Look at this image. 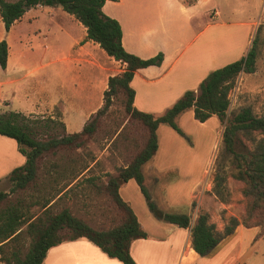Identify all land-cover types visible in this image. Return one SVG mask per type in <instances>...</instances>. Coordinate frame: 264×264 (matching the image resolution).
Returning <instances> with one entry per match:
<instances>
[{"label": "crops", "instance_id": "0c3cea01", "mask_svg": "<svg viewBox=\"0 0 264 264\" xmlns=\"http://www.w3.org/2000/svg\"><path fill=\"white\" fill-rule=\"evenodd\" d=\"M211 2L212 0H106L104 2L103 11L118 20L122 27V42L127 51L144 59L153 57L159 52L164 54L160 65L139 68L134 74L131 86L135 91L134 106L137 109L156 116L163 114L187 90L197 89L212 70L235 61L248 52L252 43L255 18L215 24L213 19L219 18L220 7L204 10ZM27 14L26 12L24 15ZM52 15L57 17V14ZM61 15H64L80 33L72 34L66 24L67 27L57 24L56 32L64 33L65 45L48 53L45 51L44 56L48 58L45 62L27 61L24 45L18 52H12L8 41L7 67L5 69L0 67V108L4 111L15 110L29 115L50 113L60 104L66 131L73 133L81 131L90 116L100 108L109 80V75L104 77V74L106 71L115 70L117 65L110 64L115 59L98 43L86 39V28L74 16L68 13ZM37 17L32 16L30 19ZM12 32L13 27L8 36ZM244 32L245 42L243 41L238 52L236 51L239 46L238 41L244 37ZM223 36L227 40L219 45L217 40ZM25 39L20 37V42H24ZM99 60H103L106 66L99 64ZM115 62L119 61L115 60ZM34 64L37 66L30 69ZM57 64L59 67L56 66ZM120 64L121 72L125 69V65L121 62ZM50 67H52L51 71ZM59 77L62 78L60 85L58 84L61 89L60 94L53 98V78ZM17 103L22 106L15 108ZM190 110L178 117V124ZM214 116L216 115L212 117ZM174 131L169 125L160 124L157 129L158 150L143 165L146 186L161 210V200L169 201L175 187L172 183L158 186L162 177L169 172H185L186 169L180 170V166L197 165L195 159H177L176 149L188 151V147L183 143L176 147V144L168 141L174 139ZM25 162L26 157L19 151L17 142L13 138L0 135V184L8 181L10 172ZM95 163L96 161L89 163L78 174L76 181L82 178L94 179L95 175L90 174L89 171ZM207 172L208 169H204L200 178L192 180L189 200L192 207L210 212L207 194L204 191L209 190V184H202ZM119 193L131 206L142 228L148 234L146 238H138L131 243L130 252L137 264H233L237 257H230L231 255L224 252L227 246L225 243L238 241L239 234L258 228L238 225L235 232L225 238L226 242L223 239L210 255L208 254L213 257H204L192 248L188 229L160 220L149 210L134 179L124 183L119 188ZM62 194L63 192L50 204ZM218 229L221 230L222 227L219 226ZM41 264L123 263L117 258L108 256L93 242L82 237L51 247Z\"/></svg>", "mask_w": 264, "mask_h": 264}, {"label": "trees", "instance_id": "16d2710c", "mask_svg": "<svg viewBox=\"0 0 264 264\" xmlns=\"http://www.w3.org/2000/svg\"><path fill=\"white\" fill-rule=\"evenodd\" d=\"M106 0H0V16L6 32L31 8L38 6L61 7L74 16L85 28L86 39L92 40L115 60L125 65L120 73L110 76L108 89L104 92V102L94 112L79 132L63 136H52L40 131V127L51 128L56 118L49 116L44 122L33 118L34 114H24L15 110L0 108V135L13 138L26 162L14 168L8 175L11 183L9 191L0 190V264H41L48 250L65 241L87 238L108 256L119 259L123 264H137L130 246L133 240L146 238L137 215L119 193V188L134 179L146 200L149 210L160 220L175 224L190 231L192 248L201 256L210 254L226 237L232 235L237 226L258 227L257 237L264 234V116H258L250 106H244L228 116L231 105V92L238 76L253 73L258 58L257 37L252 40L248 52L241 58L212 70L197 89L187 90L161 115L141 111L134 106L135 91L131 81L137 69L160 65L164 54L159 52L149 58H141L127 51L123 45V31L118 20L103 11ZM9 44L0 40V67H7ZM119 90L126 94V110L130 116L148 128V138L144 147L125 166L119 168L117 175H110L106 191L123 212V220L109 228H96L74 214L71 208L64 207L53 211L55 198L68 191L76 180L62 188L54 198L26 203L23 199L15 202L10 194L27 188L38 177V162L42 155L61 145L81 144L79 138L94 132L97 120L106 115L112 96ZM189 109L200 122L216 115L223 123L222 145L226 164H222L213 178L212 194L221 202L230 196L227 181L229 177L243 182L242 194L246 199V209L242 218L231 216L223 230L217 229L210 221L207 212L192 219L186 212H166L161 210L146 186L143 165L158 150L157 129L167 124L177 133L185 136L178 124V117ZM62 125L65 127V123ZM66 128V127H65ZM86 168V167H85ZM95 179L88 178V182ZM70 186L69 188H67ZM67 188V190H66ZM62 194V195H63ZM61 195V196H62ZM61 196L59 198H61ZM58 198V199H59ZM40 205L36 213L33 206Z\"/></svg>", "mask_w": 264, "mask_h": 264}, {"label": "rangeland", "instance_id": "374dc122", "mask_svg": "<svg viewBox=\"0 0 264 264\" xmlns=\"http://www.w3.org/2000/svg\"><path fill=\"white\" fill-rule=\"evenodd\" d=\"M216 7H220V14L219 18L213 19L215 24L217 22L255 18L251 42L254 37H257L258 41L259 52L256 70L253 73L242 72L238 76L231 92V105L228 116L244 106H250L255 114L264 116V0H212L204 10ZM26 12L27 15H23L20 20L13 24V32L9 36L10 31H5L0 16V40L5 38L9 41L12 52H18L24 45L23 49L26 57H28L26 58L27 61L45 62L48 60L44 56L45 51L48 53L61 45H65L66 37L64 33L60 32L59 34L56 32L57 24H66L68 27L65 26L72 34L80 33L71 22H68L64 15H61V13L67 14L61 7H34ZM52 14H57V17H53ZM32 16L38 17L30 19ZM20 37L26 38L25 41L20 42ZM226 40V37L223 36L217 42L221 45ZM243 41L245 42V32L244 37L238 41L239 46L236 51L241 50L240 47L243 45ZM112 61L110 64L114 63L117 68L106 71L104 77L120 73L119 70L122 65L120 62ZM98 62L103 67L106 66L103 60ZM37 64L31 66L30 69L36 67ZM56 66L59 67V64ZM51 69L52 67L49 68L50 71ZM53 79L52 93L53 98H55L60 94L61 89L58 84L60 85L62 78ZM103 97L104 93L100 107L104 102ZM126 98V94L122 90L117 91L112 96L106 115L97 120L93 133L85 134L79 138V140H82L79 146L61 145L45 152L38 162L37 179L27 188L11 193L10 200L15 202L17 199H23L26 203L31 204L32 201L37 199L42 203L44 199L54 198L89 163L96 161L89 171L90 174L95 175V180L93 182H88L83 178L77 181L74 180L72 182L73 186L54 203L53 211L57 212L64 207H69L75 215L96 228H109L119 224L123 220V212L107 193L106 182L110 175H117L119 168L128 164L144 147L149 134L148 128L140 121L132 118L127 112ZM19 106L22 105L17 103L14 107L19 108ZM52 115L56 118V121L51 125L52 127L49 129L39 128L43 133V139H47L44 137L46 133L52 136L67 134L66 128L62 125L63 117L60 104L55 106L50 113L34 114L33 118L41 120ZM41 121L44 122L45 120ZM179 126L184 131L185 136L174 131V139H168V141L176 144V147H179L182 143L186 145L188 151L176 149L177 159H195L197 165L194 167L180 166V170L186 169V171L169 172L162 177L158 186L172 183L175 187L172 194H170L169 201H159L161 202L160 206H162V210L168 212L193 213V220L200 213L207 212L199 207H192L189 196L192 180L200 178L204 169H208L202 183L203 185L209 184V190H204L210 207V212L207 213L210 216V221L215 223L217 229L221 226V230H223L231 216L240 219L246 209V199L242 194L243 182L232 177H229L227 181L230 193L227 202H221L212 194L213 178L220 166L227 162L222 145L224 125L217 116L210 118L205 123L200 122L195 118L194 111L191 109L179 122ZM10 188L11 183L9 180L0 184V190L2 191H9ZM32 210L39 213L41 211L40 205L33 206ZM259 231V228L249 229L244 234H239V240L235 242L228 243L225 239V245L227 246L224 248V252L231 255L230 257H237L233 264H264V234L257 237ZM188 237L190 239L189 231ZM209 255L204 257H213Z\"/></svg>", "mask_w": 264, "mask_h": 264}]
</instances>
